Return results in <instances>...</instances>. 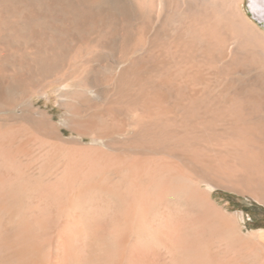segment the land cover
Listing matches in <instances>:
<instances>
[{"label":"bare ground","instance_id":"1","mask_svg":"<svg viewBox=\"0 0 264 264\" xmlns=\"http://www.w3.org/2000/svg\"><path fill=\"white\" fill-rule=\"evenodd\" d=\"M136 1L146 21H124L91 0H0V111H29L22 118L52 134L58 151L67 139L29 100L77 84L72 130L121 134L127 149L105 158L70 141L50 186L33 182L15 157L0 158V264H154L162 249L171 264H214L206 232L234 256L254 245L264 259V230L245 235L213 199L221 188L264 205V33L240 0ZM249 4L264 30V0ZM175 13L184 16L177 23ZM88 101L96 106L80 117ZM55 154L43 156V174ZM103 163L121 167L118 212L96 193ZM64 215L70 223L52 227Z\"/></svg>","mask_w":264,"mask_h":264},{"label":"rangeland","instance_id":"2","mask_svg":"<svg viewBox=\"0 0 264 264\" xmlns=\"http://www.w3.org/2000/svg\"><path fill=\"white\" fill-rule=\"evenodd\" d=\"M91 1H93L96 4L97 3L101 4L105 10H108V11L110 10L113 13H116L121 19L127 22L142 21V20L146 21L150 15L146 10L139 7L136 0H106V1L105 0H91ZM189 1L199 2V0H189ZM239 3H240V9L244 13L247 20L249 19L248 21L251 24H253L258 29V31L264 33V30L261 27H258L257 23L248 15L247 5L248 6L250 5L249 0H240ZM25 15H26L25 16L26 19L28 20L34 19V18H41L45 20H51L52 18L53 19L54 18H64V15H62L61 13L52 14L49 12H40V13L26 12ZM182 15L183 14L181 13H175L173 15V17L175 16L173 18V22L177 23L178 21H180V19L184 17ZM56 22L57 21H54L52 22V24L57 26L58 22L57 23ZM178 32L175 29H171L169 31V34H177ZM63 89H66L67 91ZM77 89H78L77 84L72 85L70 88H64L61 86H51L46 90V93L44 92L43 94H40V95L39 94L33 95L31 96L29 100L30 102L33 101L32 104L34 103L33 104L34 109L38 110L39 112L41 111L44 113L47 112V114L52 118V121L56 127L55 128L56 137L58 138L59 135H62V138L64 140L67 139V142H64L63 143L64 145L61 148H58V151L57 150L54 151L55 149L53 147L57 139H55L52 136V134H49L47 132L38 133V131L34 129L33 124H31L28 121L29 119H27L26 121V118L24 119L22 118V117H26L29 111H27L26 109H23L20 106H18L17 109L15 107L14 109L0 111V145H1L0 148H2L5 152L8 153V155H6V153H4L3 151L0 158L8 157L10 159V157H13L12 159H14L15 157L16 158L15 160L18 161L17 163H19L22 167V168L20 167V169H22L23 172L30 179H32L33 182L37 183L38 180H40L39 181L40 184L42 183V185L44 186H50L53 184L52 182L58 180L57 178L61 175V173L65 169L64 168L66 164V156H65L66 149L65 148L67 147L68 144H69L68 148L71 147L72 143H73L72 148H76V147L79 148L81 146L84 148L89 147L90 151L94 150V152H98V154H101V155L103 154L105 158L113 157L115 156L114 154L117 155V154L125 153L127 149L125 148L124 145L121 144L122 142L120 140H122L123 138L121 134L103 135L101 136L102 139H100V137L94 138L93 135L91 136L92 138L90 137V135L82 136L81 134L72 130L71 121L76 116L72 114L70 111V103L72 100L71 97H73ZM85 105L86 107H84ZM84 106L81 107L80 110L78 111V114L81 113L80 117L89 114L91 111H93L94 109L93 107H95L96 105H95V102L88 101L84 103ZM26 112L27 114H25ZM35 116H39V115L36 114ZM70 117L72 118L70 119ZM41 139L45 141L43 142ZM81 140L83 141L81 142ZM70 141L72 142L71 144H70ZM23 142H25V144ZM52 143L53 145H51ZM66 143L67 145L66 147H64ZM78 143L80 145H78ZM85 145L86 146L88 145V146L86 147ZM50 151L51 152L53 151V154L57 152L56 153L57 156L55 154L56 158L54 159L56 160V162L59 161L60 164L59 163L58 165L56 164V167H55L54 163L56 162L54 160V163L51 164V166L54 168L50 169V167L48 166L49 170L46 169L47 170L46 172V170L44 169L45 172L43 174L42 173L43 168H44L43 167L44 165L43 156L45 155V153L50 152ZM59 151L62 152L61 155L59 154L60 156L64 155V158H62L63 159L62 161H60L61 158L58 155V153H60ZM57 158L59 160H57ZM20 162H22V164ZM103 165H104V169L102 168V170L105 171V173L102 171L101 175H99L100 177H97L96 185L98 186L99 184L100 186H99V191L96 193L98 196H101V198L108 200L109 203L112 201L111 202L113 203V205H111L112 209L115 207L113 211L118 212L120 208L122 209V205L119 203V197L124 192L123 190L124 187H121V180H123L121 167L119 165L113 166L110 163H108V166H109L108 168L106 166V163H103ZM41 168H42V171H41ZM106 169H109V170H106ZM58 174L60 175L58 176ZM106 178L110 179V181L107 182L105 180ZM105 181L109 184L108 186H106L107 184L104 183ZM110 187L112 188L115 187L117 189L118 194L119 193L120 194L117 195L115 192L113 193L112 190L110 191ZM105 192L107 194H104ZM110 192H112L113 194L111 193L112 196L110 194V197L108 198ZM213 193H214L213 199L220 208H222L224 211L228 212L231 215L232 214L236 215V217L234 218L236 220L235 223H237L236 225H239V226L241 225L240 227L243 228L245 235H247L248 233L250 234L253 232H259L260 230H264V205L263 204L249 197L240 195L236 192L228 191V190L221 189V188L214 189ZM112 197H114V200L112 199ZM88 208L89 206H87V209ZM189 212H190V205L186 204L182 208V212L179 213L178 219H182L184 216L189 214ZM61 217H58L61 220L56 218L57 220L54 221L55 223L54 222H53L54 224L51 223L52 227L53 225L56 224V225H59L57 228L60 229L63 226V224L64 225L67 224L66 219L68 221L69 217H65V215L63 219ZM69 221H70V218H69ZM69 221L68 223H70ZM151 224L155 226L153 222ZM54 228L56 227L54 226ZM193 229H195L193 231L194 233L198 231V227L196 226ZM53 230L52 231L50 230V231L53 232ZM152 233L153 232L150 229V236ZM205 238L210 241V245H211L210 252L215 257L214 264H231V263L232 264H264V259L262 258V256L258 257L255 255L254 247H253L254 245L250 246V251L248 255L246 254L243 256L241 255L234 256L233 252L228 253L230 251H225L226 249H228L227 242L221 240L216 235H212L211 232L209 233L206 232ZM154 264H171L169 254L164 249L160 250L159 260L156 259Z\"/></svg>","mask_w":264,"mask_h":264},{"label":"water","instance_id":"3","mask_svg":"<svg viewBox=\"0 0 264 264\" xmlns=\"http://www.w3.org/2000/svg\"><path fill=\"white\" fill-rule=\"evenodd\" d=\"M247 12H248V15H249L253 20H255L259 25H261V23H260L259 21H257L253 15H251V12H250V9H249V6H248V5H247ZM261 27H262V25H261Z\"/></svg>","mask_w":264,"mask_h":264}]
</instances>
